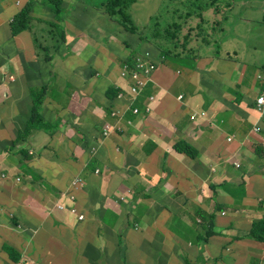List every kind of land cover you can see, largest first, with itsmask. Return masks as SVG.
<instances>
[{
	"label": "crops",
	"instance_id": "1",
	"mask_svg": "<svg viewBox=\"0 0 264 264\" xmlns=\"http://www.w3.org/2000/svg\"><path fill=\"white\" fill-rule=\"evenodd\" d=\"M29 2L0 0V148L17 144L0 151V264L154 260L142 251L156 241L190 254L189 264H264V243L249 241L253 223L264 221V113L256 107L264 31L250 26L255 1L217 0L184 59H162V43L152 49L158 68L136 98L120 74L140 49L104 7L40 4L32 31L12 37L10 23ZM235 14L241 36L224 26ZM46 27L64 32V42L36 44L48 40ZM38 99L41 122L27 134ZM195 110L206 117L192 118ZM180 140L198 157L178 152ZM75 179L85 183L75 194L82 222L56 208Z\"/></svg>",
	"mask_w": 264,
	"mask_h": 264
},
{
	"label": "trees",
	"instance_id": "2",
	"mask_svg": "<svg viewBox=\"0 0 264 264\" xmlns=\"http://www.w3.org/2000/svg\"><path fill=\"white\" fill-rule=\"evenodd\" d=\"M45 1L49 5H54L55 11L59 10L57 3L54 4L56 0H45ZM193 1L195 0H191V1L180 0V3L182 4L183 8H180L179 12H181L182 9L184 11L177 18V21H173V22L165 21L162 18V16L159 15L152 18L148 28L146 26V28L143 30H141L135 24V22L132 19V16L130 15V13H128L130 7L136 2V0H107L105 3H102L101 6L105 8L108 16L111 17L116 22H118V24H120L126 32H129L131 34H137L140 36L139 40H137V45L139 44V42L145 45L147 43H150L153 45L152 49H158V51H160L159 47L161 46V43L165 41L166 44L161 49V58L162 59L167 58L170 59L171 61H174L176 58L184 59L182 57L190 56L194 52L193 50L189 49L190 42L192 40V37L194 36L190 35V33H188L187 35L186 34L184 35L183 33L187 20L199 19L200 20V24L198 25L199 32L197 31L196 33L199 35H204L205 33H207L206 32L207 29L205 27L207 22L204 19V13L214 8L216 5L215 3L217 2L216 0H214V2L213 0H197L195 1L197 3ZM201 1L202 4L200 6L199 2L201 3ZM183 3H188L191 7H187L183 5ZM34 9H35V4L33 2H29L19 11L17 15L14 16V18L10 23V32L12 37H15L26 31H32V24L35 18L33 14ZM194 11L196 12L194 13ZM53 27L55 29H58V27L54 25ZM52 31H53L52 28H50L48 33L50 34L52 33ZM58 36L60 37V40L55 41L57 45L61 44L65 40L64 32ZM35 42L36 44H38L39 40L36 39ZM145 48H138V49H145ZM183 48H186V50ZM152 49L150 51H152ZM144 62L148 66H151L152 63L157 65V62L153 59V53L151 55H148V57L145 58ZM39 105H40V100L38 99L37 103L32 109L31 117L25 130L27 134L30 133L35 128V125L37 123L41 122V118L38 115ZM22 133L23 132L18 131L16 142H21L23 140ZM10 149L11 150L16 149L15 142H13V146ZM175 149L178 152L187 155L188 157L191 158L198 157V151L185 140L178 141L175 144ZM249 237H253L254 240L256 241L264 242V221L253 223L251 230L249 232ZM5 249L9 254L10 253L13 254L12 248L6 246Z\"/></svg>",
	"mask_w": 264,
	"mask_h": 264
},
{
	"label": "rangeland",
	"instance_id": "3",
	"mask_svg": "<svg viewBox=\"0 0 264 264\" xmlns=\"http://www.w3.org/2000/svg\"><path fill=\"white\" fill-rule=\"evenodd\" d=\"M35 7H39L40 4H44L47 6H50L48 3H46L45 0H35ZM85 1V3L87 5H90L91 3H97L98 7H102L101 4L105 3L107 0H83ZM167 1V2H166ZM255 1L252 5L255 6V9H253L252 13L254 15V17L252 18V22H250V26L253 29H257V30H263L264 31V22H260L259 21V14L260 12H263V17H264V0H253ZM183 5L187 6V7H191L188 3H183ZM183 8L182 4L180 3V0H136V2L130 7L128 13H130V15L132 16L133 21L135 22V24L141 29H145L146 26L148 28L151 19L161 15L162 18L165 21H177V18L182 14V12L184 11L182 9L181 12H179V9ZM105 10V8H103ZM106 12V10H105ZM236 12H240V13H245V9H236ZM19 13V12H18ZM18 13H16L15 15H17ZM14 15V16H15ZM108 15V14H107ZM242 16L240 14H235L232 15L231 18H229V22H225L224 26L226 28V31L228 33H231L233 35H237V36H241L240 30H239V24L242 23ZM200 24V20H195V19H188L186 22V25L184 27L183 33L184 34H188L190 33V35H193L195 37H202V35L197 34L196 32H199V27L198 25ZM119 26H121L120 24H118ZM51 27H46V33L49 32V29ZM52 33H47L44 35V37L48 40H44L41 36H38L39 41L45 45L47 43H54L56 40H60V37L57 34H54V29L52 28ZM196 34V35H195ZM124 37L126 39L130 40H135L137 42V40H139L140 36L137 34H131V33H125ZM165 41H163L162 43V47L165 45ZM146 47V48H145ZM161 47V49H162ZM129 48V45H128ZM135 49L137 48H145V49H140L139 53H137V55L142 56V54H144L145 56L147 55H151L153 52L150 51L153 48V45L150 43H147L146 45L139 42V44L137 46L134 47ZM51 51V50H50ZM43 54H47V51H43ZM1 59V58H0ZM131 62H130V58L125 61L121 67V69H126L127 71H130V66H131ZM193 63L189 64V66H192ZM1 79V76H0ZM34 106L37 103V100H33ZM40 107V105H39ZM195 112H201L200 110H195ZM27 117L29 118L31 115V112L29 114H26ZM25 124V120L24 117H20L15 125V128L17 129V132L19 131L20 127H22ZM13 142L9 143V145L7 147H3V150L0 151L2 152H9L8 151V147L11 148L13 146ZM8 143V142H6ZM17 146V144H16ZM11 153L14 150H10ZM121 201H126L127 199H129L128 196H123L121 198ZM59 200H61V197L59 198ZM84 220H86V216L84 214ZM254 238L250 237L249 241H253ZM188 245V241L186 240L185 243L182 245L184 248H186ZM145 249L142 251V254H149L151 256H157L156 259L152 260V259H144V260H130V259H126L124 260L126 264H140V262H144V263H152L155 262V264H185L186 261L190 262V254H171L170 251L166 248L165 243L161 244L158 241L156 242H151V243H145L144 245ZM110 249V248H109ZM197 250H199V248H196ZM213 252L215 253V249L213 248ZM110 254V253H108ZM113 254V252H112ZM115 254H122L121 251H118ZM228 264H232V260L228 259L227 260ZM49 264H52L51 261H49Z\"/></svg>",
	"mask_w": 264,
	"mask_h": 264
},
{
	"label": "built area",
	"instance_id": "4",
	"mask_svg": "<svg viewBox=\"0 0 264 264\" xmlns=\"http://www.w3.org/2000/svg\"><path fill=\"white\" fill-rule=\"evenodd\" d=\"M148 57L142 54V56H137L134 60V62L131 64L130 71H127L126 69H122L121 76L128 80L130 82L128 93L131 97L136 98L140 92L145 88V86L148 84L149 80L151 79V76L153 72L157 69V66L152 63L151 66L146 65L144 62L145 58ZM257 82L262 80L261 74L257 76ZM119 99L123 98V94L120 93L117 96ZM179 99H182V96L179 97ZM155 99L151 98V103ZM256 107L258 110L262 113H264V89L259 91L258 96L256 98ZM152 111L151 105H148L146 107V112L150 113ZM134 114H139V110L135 108L133 110ZM196 116L199 117H205L206 112H201V114H197V112L192 115V118H195ZM113 131V128L107 127L104 129V135H108L110 132ZM229 141H232V138H229ZM264 146V141H263ZM238 166V165H237ZM98 172V171H97ZM7 177L6 174H3V178ZM85 185L84 181L82 179H75L72 182L71 190L67 193L61 196V200L58 199V202L56 203V208L60 211H68L71 215L75 216L78 221H84V215L79 214L77 207H76V191L81 189Z\"/></svg>",
	"mask_w": 264,
	"mask_h": 264
},
{
	"label": "bare ground",
	"instance_id": "5",
	"mask_svg": "<svg viewBox=\"0 0 264 264\" xmlns=\"http://www.w3.org/2000/svg\"><path fill=\"white\" fill-rule=\"evenodd\" d=\"M191 1V0H190ZM195 1H197V0H195ZM195 1H193V2H195ZM217 1V0H216ZM167 2V1H166ZM186 2H188V1H186ZM213 2H214V0H213ZM223 2V1H222ZM227 2V1H226ZM189 3H192V2H189ZM195 3H197V2H195ZM199 4H200V6H201V4H202V1H201V3L199 2ZM216 4V3H215ZM193 5V4H192ZM210 5V4H209ZM198 6V5H197ZM211 6V5H210ZM213 6V5H212ZM216 6V5H215ZM207 7H209V6H207ZM196 8H198V7H196ZM202 10H203V7H202ZM24 11V10H23ZM191 11V10H190ZM209 11V10H208ZM228 11V10H227ZM196 11H194V13H195ZM198 12V11H197ZM22 13V12H21ZM191 13V12H190ZM24 14V13H23ZM203 14V13H202ZM205 14V13H204ZM212 14V13H211ZM21 15V14H20ZM27 15V14H26ZM67 15V14H66ZM210 15V14H209ZM212 17V16H211ZM26 19V18H25ZM210 19V18H209ZM64 20V19H63ZM61 22V21H60ZM57 25L59 26V24L57 23ZM209 25V24H208ZM64 26V25H63ZM60 28L59 29H62L61 28V26H59ZM25 28V27H24ZM19 30V29H18ZM63 30V29H62ZM208 30H209V27H208ZM42 31V30H41ZM43 31H44V29H43ZM13 32H14V30H13ZM204 32V31H203ZM202 32V33H203ZM207 32V31H206ZM218 33V32H217ZM226 33V32H225ZM224 33V34H225ZM214 35V34H213ZM224 36V35H223ZM208 37H210V36H208ZM226 37V36H225ZM228 38V37H227ZM226 38V39H227ZM216 40V39H215ZM215 42V41H214ZM176 44V43H175ZM215 45V44H214ZM219 46V45H218ZM175 47H176V45H175ZM179 47V46H178ZM183 49H185L186 50V48H183ZM237 52H238V50H237ZM232 56V55H231ZM1 58V57H0ZM4 60V59H3ZM3 60H2V62H3ZM5 61V60H4ZM238 61V60H237ZM58 82V81H57ZM69 90V89H68ZM70 91V90H69ZM106 94V93H105ZM111 96V95H110ZM92 97V96H91ZM109 97V96H108ZM97 104V103H96ZM25 151V150H24ZM29 155H30V153H29ZM31 156V155H30Z\"/></svg>",
	"mask_w": 264,
	"mask_h": 264
},
{
	"label": "clouds",
	"instance_id": "6",
	"mask_svg": "<svg viewBox=\"0 0 264 264\" xmlns=\"http://www.w3.org/2000/svg\"><path fill=\"white\" fill-rule=\"evenodd\" d=\"M137 56H138L137 54H136L135 56H131V57H130V62L133 63L134 60H135V58H136ZM156 66H157V68H158V65H156ZM156 70H157V69H156ZM156 70H155V71H156ZM121 72H122V69H121ZM120 75H121V74H120ZM258 75H259V73H258ZM258 75H257V76H258ZM121 77H122V76H121ZM256 79H257V78H256ZM129 84H130V82H129ZM119 94H120V93H119ZM117 96H118V95H117ZM117 98H118V97H117ZM182 98H183V97H182ZM202 112H204V111H202ZM195 113H196V112H195ZM197 114H201V112H200V113L197 112ZM193 115H194V114H193ZM205 117H206V116H205ZM96 173H98V172L96 171ZM84 186H85V185H84ZM84 186H83L81 189H83ZM81 189H79V190H81ZM79 190H78V191H79ZM78 191H76V193H77ZM56 203H57V202H56ZM78 222H82V221H78ZM255 241H256V240H255ZM258 242H260V241H258ZM262 243H264V242H262Z\"/></svg>",
	"mask_w": 264,
	"mask_h": 264
}]
</instances>
